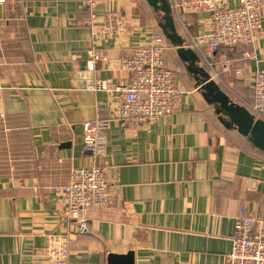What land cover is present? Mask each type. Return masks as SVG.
<instances>
[{"label":"crops","instance_id":"crops-1","mask_svg":"<svg viewBox=\"0 0 264 264\" xmlns=\"http://www.w3.org/2000/svg\"><path fill=\"white\" fill-rule=\"evenodd\" d=\"M82 1L0 7V264H50L41 250L52 236L67 239V264H108L109 255L130 252L135 264H226L238 212L264 219V153L221 123L172 45L165 65L183 92L178 109L155 123L117 120L121 95L90 87L96 79L124 84L120 60L162 33L161 16L146 0H99L91 21ZM108 10L127 33L98 34ZM260 14L261 39L222 47L213 61L212 78L240 105L235 98L249 102L264 71V0ZM188 21L195 36L210 30L205 12ZM99 50L108 60L91 72L87 61ZM97 118L106 143L93 160L83 129ZM93 165L105 169L118 202L88 209L81 231L56 189L72 169Z\"/></svg>","mask_w":264,"mask_h":264},{"label":"built area","instance_id":"built-area-1","mask_svg":"<svg viewBox=\"0 0 264 264\" xmlns=\"http://www.w3.org/2000/svg\"><path fill=\"white\" fill-rule=\"evenodd\" d=\"M6 0H0V7ZM99 0H83L91 21L95 18V6ZM115 4L123 0H103ZM177 25L191 40L202 64L218 77L214 69V57L222 47L251 46L263 36L260 7L263 0H168ZM205 12L210 16L209 32L195 36L191 33L189 17ZM106 26L99 35H123L128 26L119 13L106 11ZM1 23V13H0ZM169 47L163 35H154L151 41L136 47L131 56L119 62L122 71L129 74L124 84L111 80L96 79L92 91L119 94L123 98L115 118L122 122L142 121L155 123L171 115L181 103L182 90L173 74L165 65V51ZM104 51H92L87 68L93 72L97 61H107ZM245 106L256 118L264 120V71L255 74L253 95ZM101 119L86 123L83 129L85 154L93 160L103 154L105 137L100 131ZM64 197L67 217L84 230V214L90 208L114 207L118 199L111 193L105 169L93 165L71 171L70 183L56 189ZM232 247L226 264H264V219L261 215L241 209L235 217ZM43 259L50 264H67L68 242L65 237L52 236L42 250Z\"/></svg>","mask_w":264,"mask_h":264},{"label":"water","instance_id":"water-1","mask_svg":"<svg viewBox=\"0 0 264 264\" xmlns=\"http://www.w3.org/2000/svg\"><path fill=\"white\" fill-rule=\"evenodd\" d=\"M146 2L161 16L158 27L168 43L177 49V55L194 81L195 88L199 89L205 101L214 108L221 123L227 129L237 130L254 148L264 153V120L256 119L245 106L233 101L212 78L198 53L187 46L186 39L179 32L169 1ZM108 264H135V255L133 252L126 255L111 254L108 256Z\"/></svg>","mask_w":264,"mask_h":264},{"label":"rangeland","instance_id":"rangeland-1","mask_svg":"<svg viewBox=\"0 0 264 264\" xmlns=\"http://www.w3.org/2000/svg\"><path fill=\"white\" fill-rule=\"evenodd\" d=\"M237 101H239V102H247V100H245L244 98H241V99H239V98H235Z\"/></svg>","mask_w":264,"mask_h":264},{"label":"trees","instance_id":"trees-1","mask_svg":"<svg viewBox=\"0 0 264 264\" xmlns=\"http://www.w3.org/2000/svg\"><path fill=\"white\" fill-rule=\"evenodd\" d=\"M160 35H163L162 33H159ZM164 36V35H163ZM168 42V41H167ZM169 44V43H168ZM170 45V44H169ZM253 90V89H252ZM252 95H253V91H252ZM252 97V96H251Z\"/></svg>","mask_w":264,"mask_h":264}]
</instances>
